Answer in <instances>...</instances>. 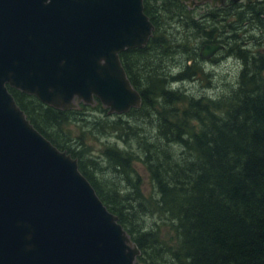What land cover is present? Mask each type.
Returning a JSON list of instances; mask_svg holds the SVG:
<instances>
[{
  "label": "trees",
  "instance_id": "1",
  "mask_svg": "<svg viewBox=\"0 0 264 264\" xmlns=\"http://www.w3.org/2000/svg\"><path fill=\"white\" fill-rule=\"evenodd\" d=\"M144 13L154 25L152 37L144 48L119 55L141 96L140 108L109 114L97 102L63 111L13 88L9 91L34 128L77 159L80 172L138 247L139 263L264 264V62L253 63V71L236 79V90L227 101L195 99L181 87L172 90L173 82L195 76L196 68L185 64L183 72L170 75L172 65L161 59L183 46L174 42L172 46L160 31V15L175 17L171 24L185 28H190V19L184 15L180 20L164 10L153 12L149 3L144 4ZM155 53L157 57L150 55ZM178 102L185 106L180 103L183 107H179ZM137 119L149 121L154 135L138 131L145 136H134L135 128L143 131ZM69 123L90 130L95 138L93 127L101 132V139L115 134L124 151L104 144L100 161L89 159V164L84 160L90 149L84 135L75 137L68 129V137L63 138L61 129ZM174 150L179 156L173 161ZM185 154L194 161L185 162ZM135 160L149 175L150 198L141 192L139 175L132 166ZM102 163L107 166L104 174L111 173L116 180L98 181L88 172L92 169L96 175ZM138 214L151 220L159 216L160 223L176 236L175 247L154 242L159 238L158 227L140 225Z\"/></svg>",
  "mask_w": 264,
  "mask_h": 264
},
{
  "label": "water",
  "instance_id": "2",
  "mask_svg": "<svg viewBox=\"0 0 264 264\" xmlns=\"http://www.w3.org/2000/svg\"><path fill=\"white\" fill-rule=\"evenodd\" d=\"M153 31L143 0H0V264H141L77 160L34 128L8 88L59 110L96 100L111 114L139 108L119 54Z\"/></svg>",
  "mask_w": 264,
  "mask_h": 264
},
{
  "label": "flooded vegetation",
  "instance_id": "3",
  "mask_svg": "<svg viewBox=\"0 0 264 264\" xmlns=\"http://www.w3.org/2000/svg\"><path fill=\"white\" fill-rule=\"evenodd\" d=\"M145 1L143 5L149 3L153 12H171L180 20L188 15L189 29L193 30L194 38L191 48L194 51L188 63L190 66L196 67L197 63L211 65L213 74L220 66H224L228 72L238 69L239 78L249 72L248 60L252 64L264 62V0ZM205 45H217L220 48L209 58L203 59L200 51ZM228 60H237L239 65L235 62L236 66L230 69Z\"/></svg>",
  "mask_w": 264,
  "mask_h": 264
},
{
  "label": "rangeland",
  "instance_id": "4",
  "mask_svg": "<svg viewBox=\"0 0 264 264\" xmlns=\"http://www.w3.org/2000/svg\"><path fill=\"white\" fill-rule=\"evenodd\" d=\"M160 16L162 17L161 18L162 23L160 25V31L165 34V36L168 38V40L172 46L175 45L174 43H178V45L183 46L182 50L179 49L180 50L179 51V50L174 48L173 54L170 55V57H164L161 59L164 63H168V64L172 65L174 70H172V74H170V75H172L174 77V74H179V73L183 72V66L185 64L189 65L188 63L192 59L190 57L192 56L191 52L194 51V49H191L194 45V38L192 37V33H193L192 31L193 30L189 29L188 27L185 28L177 22H174V24H171V22L175 21L174 20L175 17L171 18L170 16H167L165 18L162 15H160ZM188 30H190V31H188ZM172 32H173V36L170 35ZM168 35H170V37ZM150 55L153 57H157L158 54L155 53V54H150ZM234 57H236V55H234ZM235 62L237 64L239 63L237 60H228L227 66L231 69V68L236 66ZM250 62H251L250 60L247 61V66H249V72L253 71L251 68L252 63H250ZM260 62H258V63H260ZM188 68L191 69V66ZM195 68H196V73H195L196 75L195 76H192V75L190 77L187 76L184 81L182 80V81H179L177 83L173 82L174 85L171 86L172 90L181 87V91H184L189 96H191L195 99L207 97L210 99H219L221 101H227V100H230L232 98L231 93L236 90V83L235 82H236V79L238 76L237 75L238 69L236 71L232 70V71L228 72L224 69V66H220L217 68L218 70L213 74V68L211 65H206V64L203 65V64L197 63V66ZM229 68H228V70H229ZM169 79L172 80L171 78H169ZM178 83L180 85H178ZM209 83H210V85H209ZM180 103L183 104V106H185V103H182V102H178L177 103L178 106L180 105ZM177 104H175V105L177 106ZM183 106L180 105L179 107H183ZM104 109H106V108L104 107ZM91 112H93V111H91ZM78 119H79V117H78ZM123 119L125 120L126 118H123ZM110 120H112V119L110 118ZM101 121L102 122L106 121L105 117H102ZM107 121H109V120H107ZM112 121H114V120H112ZM137 121H139V125L142 124L140 126L143 129V131L139 128H135L134 132H133L134 136H136V137L139 136L140 133H138V131H141L143 133H148V134H150V136L154 135V133L150 129V125L148 124L149 121L140 120V119H137ZM68 129L71 130V132L74 134L75 137H78V136L81 137V135H84V142L86 144H88V147L90 148V149H87L89 153L86 154V156L84 158V160H86L88 163H89V159H92L93 161L95 159H98L97 161H100L99 158L101 157L102 152L105 149L103 147L104 144H107V145L112 144V145L116 146L119 151H124V149L122 147L123 144L118 142L116 139H114V137H116L115 134H111V136L109 135L110 137L106 136V137L101 139L99 137L101 135V132H99L95 127H93V130L95 131V134L97 136V138H95V137H92L90 135V132H89L90 130H84L81 128L77 129L76 125L74 126L73 123H69V124L65 125L63 129H61L63 138L68 137V135H69V133L67 131ZM55 135L57 136L56 133H55ZM134 136L132 135V138ZM140 136L144 137L145 135L140 134ZM134 139L135 138H133V140L131 141L132 153H135L134 151H135L136 146H137ZM172 155H173L172 160L174 161L175 159L178 158L179 152L175 151ZM187 155L188 154H185L184 157L186 158ZM192 161H194V160H189L188 158L185 159V162H187V163H191ZM132 166H133L134 170L136 171V173L139 175L140 183H141L140 188H141V192L143 193V196H145L146 198H150L153 194V191L151 189L149 175L147 174V172H146L145 168L143 167V165L141 164V162L135 160L134 162H132ZM183 166H187L186 163H184ZM99 167H100L99 169H96V175H94V171L92 169L88 170V172L90 174L93 173V176L96 177V180L100 181V180L104 179V181L106 180L109 182L116 180V176H113L111 173L104 174V171L107 169V166H105L104 163L100 164ZM123 185L124 184H120V186H123ZM158 219H159V216H157V215H154V220H151V218L148 219L145 216L138 214L136 221L140 225L141 224H145L146 226L147 225L149 226V224L151 226L156 225L158 227V235H159L158 240L159 241L155 240L154 242H161L162 244H166L168 246L175 247V245L177 244V239H176V236L174 235L173 231L168 226L162 225ZM160 258H162V257H160Z\"/></svg>",
  "mask_w": 264,
  "mask_h": 264
}]
</instances>
